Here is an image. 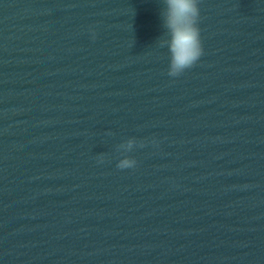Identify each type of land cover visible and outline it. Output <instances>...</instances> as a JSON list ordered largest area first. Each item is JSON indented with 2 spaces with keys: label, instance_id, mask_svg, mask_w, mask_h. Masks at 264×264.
Returning <instances> with one entry per match:
<instances>
[{
  "label": "water",
  "instance_id": "1",
  "mask_svg": "<svg viewBox=\"0 0 264 264\" xmlns=\"http://www.w3.org/2000/svg\"><path fill=\"white\" fill-rule=\"evenodd\" d=\"M198 6L172 77L163 0H0V264H264V0Z\"/></svg>",
  "mask_w": 264,
  "mask_h": 264
},
{
  "label": "clouds",
  "instance_id": "2",
  "mask_svg": "<svg viewBox=\"0 0 264 264\" xmlns=\"http://www.w3.org/2000/svg\"><path fill=\"white\" fill-rule=\"evenodd\" d=\"M199 0H163L162 21L164 34L159 45L167 49L168 74L179 76L192 67L202 56L203 46L198 27L200 16ZM137 145L135 137L117 145L124 153L117 161L119 169L134 168L137 161L127 155ZM142 146V145H141Z\"/></svg>",
  "mask_w": 264,
  "mask_h": 264
}]
</instances>
